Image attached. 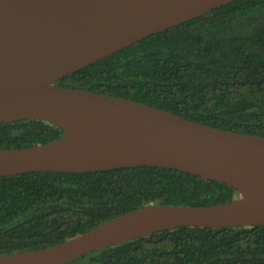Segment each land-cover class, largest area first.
I'll use <instances>...</instances> for the list:
<instances>
[{
	"label": "water",
	"instance_id": "water-1",
	"mask_svg": "<svg viewBox=\"0 0 264 264\" xmlns=\"http://www.w3.org/2000/svg\"><path fill=\"white\" fill-rule=\"evenodd\" d=\"M234 0H0V123L62 130L0 148V176L153 166L233 187L210 206L144 205L68 240L0 255V264H63L89 251L180 227L264 225V136L201 124L128 98L55 81L140 39Z\"/></svg>",
	"mask_w": 264,
	"mask_h": 264
},
{
	"label": "trees",
	"instance_id": "trees-1",
	"mask_svg": "<svg viewBox=\"0 0 264 264\" xmlns=\"http://www.w3.org/2000/svg\"><path fill=\"white\" fill-rule=\"evenodd\" d=\"M55 84L264 136V0L224 4ZM61 133L39 119L1 122L0 148L44 144ZM236 196L224 183L153 166L0 176V255L68 240L144 205L210 206ZM63 264H264V225L180 226L92 250Z\"/></svg>",
	"mask_w": 264,
	"mask_h": 264
}]
</instances>
